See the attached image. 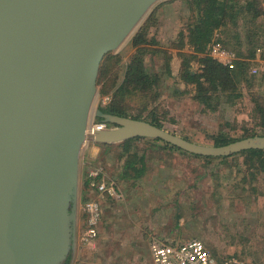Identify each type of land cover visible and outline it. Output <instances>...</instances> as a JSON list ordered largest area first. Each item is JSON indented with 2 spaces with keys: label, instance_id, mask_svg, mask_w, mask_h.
Here are the masks:
<instances>
[{
  "label": "rangeland",
  "instance_id": "obj_1",
  "mask_svg": "<svg viewBox=\"0 0 264 264\" xmlns=\"http://www.w3.org/2000/svg\"><path fill=\"white\" fill-rule=\"evenodd\" d=\"M246 1L234 0L239 6ZM150 15L153 18L146 37L153 43L148 45L143 61L147 72L158 78L159 97L154 106H158L159 114L167 113L162 119L163 129L207 146H211L207 137L218 134L238 140L250 133L261 136L262 130L250 114L252 95H264V18L255 23L241 18L237 24L229 22L214 32L207 56L231 60L230 66H225L229 69H234L237 62H246L250 82L239 84L240 99L230 103L222 96L215 111H206L193 100L194 87L179 79L178 35L191 17L187 3L157 1L139 28ZM139 28L121 47L108 53L119 57L111 70L117 84L135 51L129 43ZM235 37H239L240 48L235 46ZM217 46L223 52H216L215 56L212 48ZM251 49L253 55L248 57ZM180 51L191 50L185 45ZM199 68L196 61L191 63L192 71ZM102 85L96 81V108L111 101V91L100 93ZM130 144L128 151L113 147L107 152L89 140L81 146L76 187L66 200L67 242L55 264H152V240L167 245L199 240L216 260L235 256L248 264H264L263 173L251 177L242 165L243 157L206 161L172 150L160 141L143 138ZM134 154L136 162L125 170ZM140 156L145 157L144 173L135 177L134 169L142 167L137 160ZM97 166H102L107 177L116 183L121 198L99 199L85 187L88 173ZM92 199L100 201L102 219L95 241L85 243L82 239L86 220L81 207Z\"/></svg>",
  "mask_w": 264,
  "mask_h": 264
},
{
  "label": "water",
  "instance_id": "obj_2",
  "mask_svg": "<svg viewBox=\"0 0 264 264\" xmlns=\"http://www.w3.org/2000/svg\"><path fill=\"white\" fill-rule=\"evenodd\" d=\"M157 1L0 0V264L59 261L66 200L91 119L110 125L94 133L97 145L144 138L210 158L264 150V136L200 145L94 107L104 56Z\"/></svg>",
  "mask_w": 264,
  "mask_h": 264
},
{
  "label": "trees",
  "instance_id": "obj_3",
  "mask_svg": "<svg viewBox=\"0 0 264 264\" xmlns=\"http://www.w3.org/2000/svg\"><path fill=\"white\" fill-rule=\"evenodd\" d=\"M187 3L191 17L185 24V30L179 32L178 38L181 45L179 46L178 56L180 58L179 79L186 85L194 87L193 100L201 104L206 111H215L220 104L222 96L227 97L228 102L234 99H240L241 93L238 87L241 81L249 84L246 76V62H237L234 69H229L220 65L212 58L208 57L206 52L211 43L214 32L230 23H236L244 18L251 22H257L264 18V7H261L262 0H247L243 6H239L234 0H183ZM152 15L144 22L136 34L130 40V47L135 49L130 57L122 81L117 84L115 73H111L112 68L119 61V57L106 54L100 64L97 76V84L103 82L101 94L111 91V101L107 106L99 107L103 113L120 117L131 118L135 120H144L152 125L163 129L162 119H165L166 112L158 113V106L154 103L159 97L157 92L158 78L156 74L147 72L143 57L149 51V41L146 37ZM234 24V26L236 25ZM239 37H235L234 43L240 48ZM187 45L190 48L189 53L180 50ZM253 55L252 49L249 50ZM197 62L200 65L198 71H192L191 63ZM252 121L262 130L261 136H264V95H252L251 98ZM154 107V109H151ZM99 121V119H96ZM246 133V132H245ZM256 136L255 133L243 135L239 139H245ZM143 138H135L127 140L121 144H104L99 145L105 152L113 147L123 148L125 151L129 149L132 141ZM189 141V139L184 138ZM211 146L219 147L229 143L238 141V139L228 138L227 135L218 134L208 136ZM160 141L161 140H153ZM164 145L172 150L180 153L188 154L180 149L166 144ZM193 157H200L188 154ZM137 156L132 155V159L125 164V170L133 167V162ZM243 157L242 165L246 172L255 177L256 174H264V150H247L238 154H234L225 158L200 157L206 161L211 159H219L225 161L228 158ZM120 159V158H119ZM143 166V160H138ZM136 174L143 172V167L134 169ZM127 173V172H126ZM124 173V174H126ZM89 179L85 180V187L89 186ZM89 189V188H88ZM87 199V198H86ZM102 219V218H101Z\"/></svg>",
  "mask_w": 264,
  "mask_h": 264
},
{
  "label": "built area",
  "instance_id": "obj_4",
  "mask_svg": "<svg viewBox=\"0 0 264 264\" xmlns=\"http://www.w3.org/2000/svg\"><path fill=\"white\" fill-rule=\"evenodd\" d=\"M212 52H223L220 47H213ZM257 52H260L258 49ZM221 57V58H220ZM222 66H230L231 60H225L222 56L213 58ZM256 69H253L255 72ZM110 125L101 121L91 119L86 128V141H93L96 131H102L109 128ZM89 189L94 191L96 196L107 199H119L121 194L116 183L110 180L103 167L97 166L88 173ZM83 215L86 220V229L83 235L85 243L94 242L97 238V228L101 222V207L96 200H88L83 203ZM149 252L152 264H248L244 260L231 256L221 260L214 259L205 249L203 243L199 240H189L176 245H167L157 240H152L149 245Z\"/></svg>",
  "mask_w": 264,
  "mask_h": 264
},
{
  "label": "crops",
  "instance_id": "obj_5",
  "mask_svg": "<svg viewBox=\"0 0 264 264\" xmlns=\"http://www.w3.org/2000/svg\"><path fill=\"white\" fill-rule=\"evenodd\" d=\"M119 144H121V143H119ZM144 159H145V157L144 156H140V157H138V159L137 160H143L144 161ZM143 167V166H142ZM143 169H144V167H143ZM144 172H142L141 174H143ZM141 174H134V176L135 177H140L141 176ZM117 186V185H116ZM117 188H118V190H119V192H120V194H121V190L119 189V187L117 186ZM121 196H122V194H121ZM99 198V197H98ZM99 199H103V198H99ZM98 203L100 202L99 200H96ZM100 204V203H99ZM177 244V243H176Z\"/></svg>",
  "mask_w": 264,
  "mask_h": 264
},
{
  "label": "bare ground",
  "instance_id": "obj_6",
  "mask_svg": "<svg viewBox=\"0 0 264 264\" xmlns=\"http://www.w3.org/2000/svg\"><path fill=\"white\" fill-rule=\"evenodd\" d=\"M93 111V110H92ZM92 112L90 113V116H91Z\"/></svg>",
  "mask_w": 264,
  "mask_h": 264
}]
</instances>
